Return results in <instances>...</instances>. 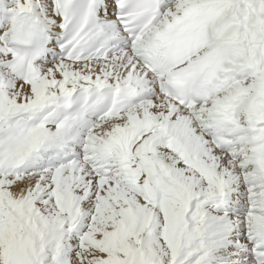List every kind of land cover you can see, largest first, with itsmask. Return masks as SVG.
Returning <instances> with one entry per match:
<instances>
[{"label":"snow or ice","instance_id":"obj_1","mask_svg":"<svg viewBox=\"0 0 264 264\" xmlns=\"http://www.w3.org/2000/svg\"><path fill=\"white\" fill-rule=\"evenodd\" d=\"M0 264H264V0H0Z\"/></svg>","mask_w":264,"mask_h":264}]
</instances>
